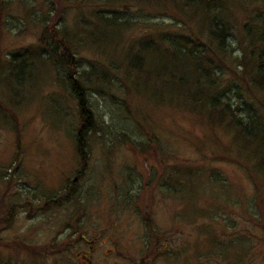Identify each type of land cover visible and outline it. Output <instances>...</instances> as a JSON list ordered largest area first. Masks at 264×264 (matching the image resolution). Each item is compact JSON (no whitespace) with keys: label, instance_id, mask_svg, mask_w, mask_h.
Wrapping results in <instances>:
<instances>
[{"label":"rangeland","instance_id":"rangeland-1","mask_svg":"<svg viewBox=\"0 0 264 264\" xmlns=\"http://www.w3.org/2000/svg\"><path fill=\"white\" fill-rule=\"evenodd\" d=\"M206 2L230 30L227 53L204 52L210 80L184 54L209 41L194 2L0 0V264H264V132L222 108L264 130L251 81L264 0ZM52 21L95 121L58 204L81 164L67 68L41 43Z\"/></svg>","mask_w":264,"mask_h":264},{"label":"trees","instance_id":"trees-1","mask_svg":"<svg viewBox=\"0 0 264 264\" xmlns=\"http://www.w3.org/2000/svg\"><path fill=\"white\" fill-rule=\"evenodd\" d=\"M187 5H192V3L195 6H199L203 8V12L205 13V20H208L209 22L206 23L208 25L207 31L209 35V41H207V44L203 43L199 44L196 48L192 47V49H188V52L184 53L186 58L188 59V64L190 65L189 69L192 67L193 70L197 71L196 74L199 76H202L208 80L212 79L209 76L211 73V69L209 70V66L212 65V59L206 60L207 68L205 71H201L200 65L203 62L204 59V52H207L208 49H212L211 44L215 46L217 50H220L221 52H226V41L228 35H230V30L225 26L224 22L220 19L215 18L214 16L209 18V12L210 9V2H206V0H185ZM216 8H221L222 6H215ZM209 11V12H208ZM208 12V13H206ZM112 20L116 23L114 19H106L102 18L101 21H109ZM117 25L119 23H116ZM261 30L258 32L255 31V37H258L257 42L259 43V47H257V54L255 56V60L251 62V70H252V83L258 85H264V20L260 22ZM250 31V30H247ZM57 33L59 35L58 29L55 27L53 21L52 25L48 24L46 25L44 34L41 37V43L44 44V48L51 56L55 58V61L57 63L61 62L62 64L65 63L66 65V73L65 75L66 81L68 82V85L71 88V91L73 93L74 99L77 104V110H78V117L79 122L75 129L74 134V141H75V147H76V153L79 157V161L81 164V167L77 170L75 173V177L72 180H69L67 184V190L64 192L63 196L57 197H50L48 198L46 204H48V201L56 202V204L61 203L62 200L69 199L73 193L76 191L78 187V182L80 177H82L88 162V154L86 149V143H87V137L88 133L91 132L95 127V121L93 117V113L89 107L87 95L85 92V84L83 75H87L86 73H76L75 66H78L76 63L79 62L77 60L76 55L73 53V51L67 46L66 42L62 39L64 38H58ZM191 41V40H190ZM184 47L187 45V43L182 44ZM194 43L192 44V46ZM206 45V46H205ZM61 48V49H59ZM144 49H152L151 46L146 44L143 46ZM207 49V50H206ZM206 50V51H205ZM175 52H181L176 51ZM208 53V52H207ZM176 55V54H174ZM175 57V56H174ZM192 61V63H191ZM191 63V64H190ZM142 64V57L138 53H134L131 58L129 59L128 67L132 70H137L141 67ZM15 66V64H14ZM202 66V65H201ZM131 67V68H130ZM166 66H160L158 69H164ZM137 68V69H136ZM199 70V71H198ZM194 71V72H195ZM138 74V72L136 73ZM14 75V74H13ZM139 75V74H138ZM184 75L182 73L181 78L183 79ZM180 81V79L178 78ZM211 98L214 102V105H218L217 102H220L218 98L215 96H212ZM224 112H229L230 117H232V121L234 125L241 126L244 129V132L247 134H250L252 136L256 134H261L264 132L262 128H260L256 122H254V118L251 119L253 122H245L242 117L236 116L234 114V110L230 107V105L227 102H224V106L222 107ZM251 123V125H249ZM252 128V129H251ZM264 135L262 136V138ZM30 249V248H29ZM85 254V253H84Z\"/></svg>","mask_w":264,"mask_h":264},{"label":"flooded vegetation","instance_id":"flooded-vegetation-1","mask_svg":"<svg viewBox=\"0 0 264 264\" xmlns=\"http://www.w3.org/2000/svg\"><path fill=\"white\" fill-rule=\"evenodd\" d=\"M84 256H86V254H84Z\"/></svg>","mask_w":264,"mask_h":264}]
</instances>
